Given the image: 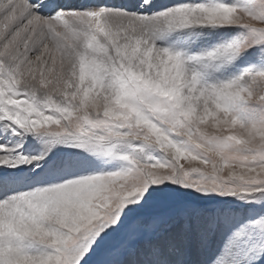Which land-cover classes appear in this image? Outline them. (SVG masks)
Listing matches in <instances>:
<instances>
[{"label": "snow or ice", "instance_id": "1", "mask_svg": "<svg viewBox=\"0 0 264 264\" xmlns=\"http://www.w3.org/2000/svg\"><path fill=\"white\" fill-rule=\"evenodd\" d=\"M0 264H264V0H0Z\"/></svg>", "mask_w": 264, "mask_h": 264}]
</instances>
